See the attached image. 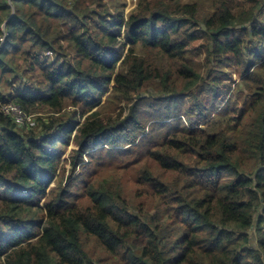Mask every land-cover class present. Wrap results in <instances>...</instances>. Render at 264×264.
I'll use <instances>...</instances> for the list:
<instances>
[{"label":"trees","instance_id":"16d2710c","mask_svg":"<svg viewBox=\"0 0 264 264\" xmlns=\"http://www.w3.org/2000/svg\"><path fill=\"white\" fill-rule=\"evenodd\" d=\"M121 1L0 0V264H264V0Z\"/></svg>","mask_w":264,"mask_h":264},{"label":"rangeland","instance_id":"374dc122","mask_svg":"<svg viewBox=\"0 0 264 264\" xmlns=\"http://www.w3.org/2000/svg\"><path fill=\"white\" fill-rule=\"evenodd\" d=\"M183 1H185V2H200L203 6L206 5L208 9H210L211 6L214 4V2H212V0H183ZM121 2L126 3V5L123 7L124 13L126 15L130 11H132L136 7V5H137V0H122ZM205 70H207V69H205ZM235 76L236 77L239 76V72L238 71L235 73ZM69 104H68V107H67L66 112L64 113V114H67V116L72 115L73 110L76 108V107L70 106ZM41 113L44 116L47 115V112L46 111H42ZM29 115L32 116V121L31 122H34V120H35V124H36V119L35 118H36V116L38 117L39 113H35L34 112V113L29 114ZM18 127L19 128H22V129H26L27 128V127L22 126V125H19V124H18ZM93 153H95L94 160L92 161L91 159L88 158L90 160V162L89 163H86L82 168L78 169L77 172H75V174L78 176L77 178H80V177H83V176L84 177H87V176H85V175H87L86 170H88V168H90L93 171L97 167V165H96V159H98L101 156V154H99V153H97L95 151ZM68 173H69V171H68ZM1 187H2V185H0V189H1ZM96 246H97V243H96ZM102 256L104 258V262H102L101 264H109V263H112L115 260V258L112 257L111 255H107L106 254V255H102Z\"/></svg>","mask_w":264,"mask_h":264},{"label":"built area","instance_id":"2783aa9c","mask_svg":"<svg viewBox=\"0 0 264 264\" xmlns=\"http://www.w3.org/2000/svg\"><path fill=\"white\" fill-rule=\"evenodd\" d=\"M0 111L12 116L19 125L28 126L27 124L32 123V116L15 103H1Z\"/></svg>","mask_w":264,"mask_h":264},{"label":"clouds","instance_id":"9594fccd","mask_svg":"<svg viewBox=\"0 0 264 264\" xmlns=\"http://www.w3.org/2000/svg\"><path fill=\"white\" fill-rule=\"evenodd\" d=\"M2 102H0V104H1ZM3 103H13V102H3ZM16 104V103H15ZM18 105V104H17ZM24 110V109H23ZM26 112V111H25ZM3 113V112H2ZM5 114V113H4ZM7 115V114H6ZM17 123V122H16ZM30 124V123H29ZM29 124H27L28 126H29ZM26 127V126H25Z\"/></svg>","mask_w":264,"mask_h":264},{"label":"crops","instance_id":"0c3cea01","mask_svg":"<svg viewBox=\"0 0 264 264\" xmlns=\"http://www.w3.org/2000/svg\"><path fill=\"white\" fill-rule=\"evenodd\" d=\"M6 23L4 24V27H5Z\"/></svg>","mask_w":264,"mask_h":264}]
</instances>
